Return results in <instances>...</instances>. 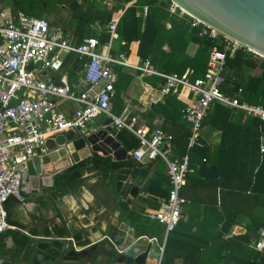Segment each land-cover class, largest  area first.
<instances>
[{
    "label": "trees",
    "instance_id": "1",
    "mask_svg": "<svg viewBox=\"0 0 264 264\" xmlns=\"http://www.w3.org/2000/svg\"><path fill=\"white\" fill-rule=\"evenodd\" d=\"M70 1V7L74 11L73 32L77 46L87 37L97 36L91 29V25L96 22L105 31L100 38L101 44L108 43L110 33L107 27L121 16L118 26L120 49L131 62L137 63L131 60L132 56L142 60L149 59L155 70L166 74H184L194 70L193 78L206 73L209 53L215 43L200 35L203 25L192 27L193 19L189 16L171 15L169 7L172 0L163 3H158V0H137L129 7L127 6L134 0H114L111 9L98 1ZM11 2L13 12L23 11L26 15L37 18L34 16L36 8L40 15L38 18L58 25L57 18L51 20L46 16L48 4L44 0ZM6 3L7 0H0V5ZM144 5L150 6L149 15L146 18L137 17ZM190 43L198 46L194 57H190L186 50ZM133 45L136 48H132ZM83 63L79 55L74 53L65 59L64 69L70 76L72 87L78 82L77 73L82 69ZM256 69L262 70L258 76L247 72ZM114 70L118 80L115 84L113 111L115 115H120L125 107L123 95L133 77L124 74L121 67L116 66ZM224 78L221 90L227 96L264 106L262 58L247 49H240L233 56L228 55ZM146 82L159 90L165 85V81L158 77H148ZM178 94H184V90L181 89L176 95L166 96L163 102L154 106L151 113L153 118L164 115L165 118L179 120L187 106L181 102ZM205 126L220 131L221 142L214 152L208 145L192 150L191 168H196L194 160H200L201 163L206 160L207 164L217 168L219 178L216 181L200 178L197 169L194 174L188 175L182 196L189 203L185 205L183 215L191 216L195 213L201 217V224H198L199 229L195 233H191L192 224L182 219L178 228L167 238L161 264H264V252L257 251L253 243L264 231V153L260 150L264 122L215 103L203 121V127ZM189 136L190 132L186 131L176 139V155L182 156L186 153ZM131 140L132 147L128 148L134 151L138 142L134 136ZM85 169L98 172L108 179L116 194L125 192L124 182L129 174L142 177L148 175V169L134 159L114 162L110 157L96 156L75 164L61 175V183L66 188L63 192H70L83 185ZM12 199L14 198L8 201L7 209ZM206 216L211 220V230L207 232L203 229V218ZM237 226L244 231L226 238L225 235ZM57 235L62 233L58 232ZM154 235L151 234L152 237ZM10 238L13 240L12 247L7 245ZM34 244L32 238L18 230L1 233L0 264H29L34 259ZM38 248L45 253V262H55L60 244L42 241Z\"/></svg>",
    "mask_w": 264,
    "mask_h": 264
},
{
    "label": "built area",
    "instance_id": "2",
    "mask_svg": "<svg viewBox=\"0 0 264 264\" xmlns=\"http://www.w3.org/2000/svg\"><path fill=\"white\" fill-rule=\"evenodd\" d=\"M92 1L105 6L114 3V0ZM166 1L158 0V3ZM169 12L180 17L187 15L173 2ZM149 13L150 6L144 5L137 17L146 18ZM120 18L114 19L107 27L110 33L108 44H101L104 29L96 22L92 27L98 31L97 36L88 37L82 44L75 46L72 36L49 20L30 17L23 11L13 12L12 9L0 6V234L11 229L7 223L8 201L14 198L21 203L25 202L22 195L23 171L20 167L48 153L49 141L55 142L58 135L85 132L96 118L108 116L116 132L127 130L139 140V147L131 153L136 162L160 159L167 165L169 195L158 210L145 214L149 221L163 226L167 239L178 228L183 209L189 203L182 196V191L188 175L193 172L191 151L205 147L201 132L211 106L218 103L264 122V106L242 102L238 97L227 96L221 90L225 81L227 56H233L242 49L236 43L203 25L200 35L215 43L209 53L206 73L198 78H193L192 70L184 74H166L155 70L149 59L133 63L126 53L114 51L113 43L119 38ZM200 25L199 21L193 19L192 27ZM72 53L79 55L81 60L88 59L81 80L85 90L80 93L71 86L64 72L65 59ZM116 66L132 70L135 80L159 77L165 81L164 87L158 91L159 97L150 98V104L159 102L172 92L184 90L189 104L183 112V119L191 128L184 155L172 154L174 138L171 134L160 128L151 129L141 125L140 117L133 115L129 107H125L120 116L114 115ZM49 73L58 76L59 80L47 78ZM61 101L75 102L78 108L68 115L60 108ZM261 152L264 153V137L261 138ZM203 162L206 163V160ZM66 241L68 246L80 251L73 238ZM253 243L257 251L264 252V231ZM165 244L166 240L161 247L159 264Z\"/></svg>",
    "mask_w": 264,
    "mask_h": 264
},
{
    "label": "crops",
    "instance_id": "3",
    "mask_svg": "<svg viewBox=\"0 0 264 264\" xmlns=\"http://www.w3.org/2000/svg\"><path fill=\"white\" fill-rule=\"evenodd\" d=\"M107 7L109 9L112 8V6ZM92 25L91 29L96 32V34H98V31L95 30ZM58 26L60 25L58 24ZM69 34L72 36L73 45L77 46L74 42V32ZM117 41H119L121 45L120 35L119 38L113 43L114 51L116 53H124L121 52V50L118 51L115 49V43ZM134 47L135 46L133 45L132 48ZM186 50L190 57H194V55L198 51V46L194 43H190ZM130 58L132 61L137 63L141 62L142 60L137 59L134 56ZM82 61H84V67V64L88 62V59H82ZM83 67L80 72L77 73L78 82L75 83L73 86L74 89L78 91V93L85 90V86L81 83L83 77ZM122 70L124 74L133 77L129 88L123 95L124 106L129 107V111L133 115H138L140 117L141 125L144 124L151 129L160 128L168 134H171L174 138L172 154L178 156L176 155L177 150L175 148V141L186 131L190 132L191 134L190 125L183 119V115L179 120L176 121L172 120L171 118H165L164 115L156 116L155 118H153L151 114L153 107L163 102L166 96L162 97V99L157 103L150 104L149 100L152 97L158 98V91H160L162 88L159 90L151 87L146 82V78L148 77L142 78L140 80H135L134 72L132 70L126 68H122ZM64 72L68 75L69 79L70 76L68 72L65 71V69ZM247 72L249 74H254L258 76L262 72V70H248ZM47 78H52L56 81L59 80L58 76H55L51 73L47 74ZM171 94L176 95L177 93L172 92ZM178 96L180 97V100L181 102H183V104H185L186 106L189 104V98H187L185 94H178ZM60 108L68 115H71L73 111L78 108V104L72 101H61ZM111 121L112 120L110 117L101 116L96 118L91 123L89 128L91 129V131H95L96 129L101 127L109 129L111 134L114 135L115 139L121 144V146L129 154H131L133 150L131 151L128 147H132L131 139L134 135L127 130L116 132L111 127ZM75 133L81 132L76 131ZM201 137L205 145H208L210 147V150L213 152L216 150L217 146H219L221 142V132L213 130L208 126L203 127ZM262 137H264V134L261 136V138ZM137 142L139 147L140 144L138 139ZM54 143V140L49 141L48 147L51 152L55 150V148L52 149ZM44 154L45 153L41 154V156L43 157ZM90 156L91 158H94L96 156L105 157L100 152L97 154L91 153ZM127 161L129 160L114 162ZM75 164L76 163H73V165H71L69 160H64L59 161L56 164L49 165L48 170H54L50 174L55 178L53 187L45 190L43 194L38 191L34 192L32 195L31 189H29L30 194H26L27 187H25L23 188V191L27 199L24 203H21L16 199H12L10 201L8 209L6 206L7 223L11 226L10 230H18L21 233L26 234L34 240V246L36 245V242L40 243L42 241L48 243H59L60 249L58 250L57 255L59 256L67 250H74L73 248H71V246H68V242L66 241L68 238H73L78 248L82 250L94 243L106 242L108 239H111L110 228L113 227V225L123 223L129 226L130 235H132L134 232L136 239L143 240L141 244L143 245V251L147 248L149 243L152 244L151 256L149 257L147 264H159L161 259V247L164 245L165 240L167 243V239L165 238V232H163L164 228L156 222L149 221L145 217V214L149 211L158 210L161 206V203L168 197V192L170 190V180L168 177V168L166 163L160 159L140 163L148 169L147 177H142L137 174L136 176L133 174H129V176L124 182V193L121 191L120 193L116 194L113 191V188L110 185L108 179L104 178L98 172H92L89 169H85L83 173V185L75 188V190H71L70 192H63L66 188H64L61 183V175ZM202 164H204V162L201 163L200 160H194V166H196V168L194 167L193 172L190 175L194 174L196 169L197 174L199 175V168ZM207 165L213 166L209 164ZM48 185H50V183H48ZM133 186L139 187V192L135 197L131 196V189ZM182 219L185 221L188 220V222L192 224L193 228L191 233H195L199 229L198 224H201L202 220L201 217L196 215L195 213L191 216L182 214ZM210 221V217L208 216L203 218V229H205L206 232L211 230V228L209 227ZM239 231L243 232L244 229L242 227L237 226L225 236H233ZM58 232H61L62 235L58 236ZM152 233L155 234L153 237L151 236ZM45 234L47 235L46 238L44 237ZM189 235L191 234L189 233ZM207 235H209V233ZM123 237L124 236H121L122 239ZM151 239H156V241L152 242ZM128 240H130V237H128ZM35 249L36 250L34 253L42 254L43 258L39 259L37 256L34 255V259L31 260L30 263L43 264L45 262V253L40 252L38 246H35ZM37 249L38 252H36ZM55 263L58 264V261H56Z\"/></svg>",
    "mask_w": 264,
    "mask_h": 264
},
{
    "label": "water",
    "instance_id": "4",
    "mask_svg": "<svg viewBox=\"0 0 264 264\" xmlns=\"http://www.w3.org/2000/svg\"><path fill=\"white\" fill-rule=\"evenodd\" d=\"M172 2L192 19L220 36L229 38L242 49H248L264 58V0H172ZM53 148L54 151L51 152L49 149L43 157H35L20 167L23 171L22 189L27 187L26 194H30L29 189L31 195L38 191L43 194L45 190L53 187L55 178L50 174L54 170H48V167L59 161L69 160L73 165L82 160H90L91 153L99 152L114 161L132 159L131 154L121 146L110 130L102 127L95 131L89 128L81 133L60 134ZM199 176L211 181L219 178L217 168L205 163L199 168ZM138 192L139 187L133 186L131 196H137ZM22 195L26 200L23 190ZM110 234L111 239L106 242L94 243L80 251L67 250L57 256L55 262L58 261V264H147L152 251L151 243L143 251L141 245L143 240L136 239L134 232L130 235L129 226L123 223L113 225ZM121 236H124L123 239ZM12 244L13 240L10 238L7 245L12 247ZM38 244L39 242H36L35 246ZM35 256L39 259L43 258L42 254L36 253ZM55 262L43 264H56Z\"/></svg>",
    "mask_w": 264,
    "mask_h": 264
},
{
    "label": "rangeland",
    "instance_id": "5",
    "mask_svg": "<svg viewBox=\"0 0 264 264\" xmlns=\"http://www.w3.org/2000/svg\"><path fill=\"white\" fill-rule=\"evenodd\" d=\"M47 2L48 12L53 14L58 20V24L67 30L69 33L74 31L73 13L74 11L70 7V0H44ZM11 0H7V3L2 5L6 9H12ZM35 14L37 18L40 16L38 9L35 8ZM115 49L120 51V42L115 43Z\"/></svg>",
    "mask_w": 264,
    "mask_h": 264
},
{
    "label": "flooded vegetation",
    "instance_id": "6",
    "mask_svg": "<svg viewBox=\"0 0 264 264\" xmlns=\"http://www.w3.org/2000/svg\"><path fill=\"white\" fill-rule=\"evenodd\" d=\"M49 19H51V20H54L55 19V16L53 15V14H51V13H47V15H46Z\"/></svg>",
    "mask_w": 264,
    "mask_h": 264
}]
</instances>
